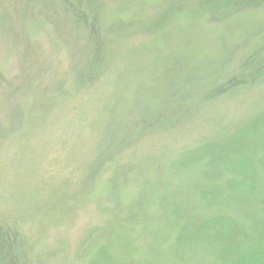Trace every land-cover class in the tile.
<instances>
[{
	"label": "rangeland",
	"instance_id": "374dc122",
	"mask_svg": "<svg viewBox=\"0 0 264 264\" xmlns=\"http://www.w3.org/2000/svg\"><path fill=\"white\" fill-rule=\"evenodd\" d=\"M0 264H264V0H0Z\"/></svg>",
	"mask_w": 264,
	"mask_h": 264
}]
</instances>
